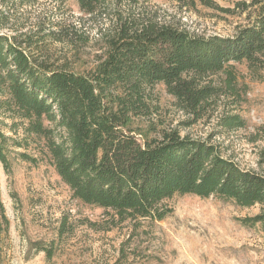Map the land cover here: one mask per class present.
Wrapping results in <instances>:
<instances>
[{
  "label": "trees",
  "instance_id": "1",
  "mask_svg": "<svg viewBox=\"0 0 264 264\" xmlns=\"http://www.w3.org/2000/svg\"><path fill=\"white\" fill-rule=\"evenodd\" d=\"M138 1L75 0L81 13L113 20L101 34L105 47L99 61L86 71L41 57L48 50L45 42H67L58 25L0 32L4 171L10 172L12 158L45 162L73 198L102 208L119 222L162 220L171 211L164 202L174 195H212L242 207L259 205L257 214L241 221L260 224L264 232V175L224 155L221 144L211 141L213 134L194 138L175 128L140 140L131 127L136 118L157 112L151 90L158 83L187 116L186 125L213 112L222 96H238L234 64L264 68V0H237V10L254 7L256 12L228 36L196 35L147 16L135 11ZM171 1L180 10L196 12L202 6L228 11L214 0ZM4 13L0 11V28H7ZM218 125L231 131L245 121L226 112ZM257 138L264 163V127ZM31 147L34 153L28 151ZM7 228L0 201V232ZM40 249L51 256L50 249Z\"/></svg>",
  "mask_w": 264,
  "mask_h": 264
},
{
  "label": "rangeland",
  "instance_id": "2",
  "mask_svg": "<svg viewBox=\"0 0 264 264\" xmlns=\"http://www.w3.org/2000/svg\"><path fill=\"white\" fill-rule=\"evenodd\" d=\"M214 1L228 11L202 6L196 12L180 10L171 0H139L135 11L202 36L233 35L256 12L254 7L237 10V0ZM0 11L8 12L1 33L61 27L67 42H45L48 50L41 57L79 72L99 61L105 47L101 34L113 22L111 16L81 13L75 0H0ZM234 70L238 96H222L213 112L190 125L164 85L156 84L151 95L157 112L136 118L132 129L140 140L175 128L194 138L213 134L211 141L221 144L224 155L264 175L257 138L264 127V68L250 70L242 62ZM226 112L237 113L245 126L222 129L218 120ZM28 151L35 152L32 147ZM0 201L8 219L7 231L0 232V264H264L260 224L241 221L257 214L259 205L242 207L212 195H174L164 202L171 211L162 220L119 222L102 208L73 198L47 163L19 158H12L9 173L0 163ZM41 247L50 249L51 256Z\"/></svg>",
  "mask_w": 264,
  "mask_h": 264
}]
</instances>
